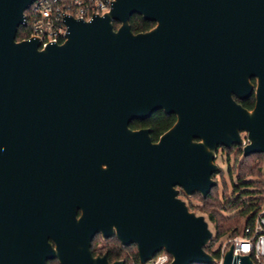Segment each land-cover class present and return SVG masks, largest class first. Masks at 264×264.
I'll return each mask as SVG.
<instances>
[{
    "label": "water",
    "instance_id": "95a60500",
    "mask_svg": "<svg viewBox=\"0 0 264 264\" xmlns=\"http://www.w3.org/2000/svg\"><path fill=\"white\" fill-rule=\"evenodd\" d=\"M33 1L0 0V264H125L93 254L98 234L135 245L138 264L161 250L217 263L177 195L206 198L240 131L243 156L264 155V0H112L44 45L16 40ZM133 14L154 25L132 31ZM253 77L247 110L233 95ZM156 110L177 120L152 142L129 125ZM221 264L254 262L229 245Z\"/></svg>",
    "mask_w": 264,
    "mask_h": 264
},
{
    "label": "trees",
    "instance_id": "16d2710c",
    "mask_svg": "<svg viewBox=\"0 0 264 264\" xmlns=\"http://www.w3.org/2000/svg\"><path fill=\"white\" fill-rule=\"evenodd\" d=\"M26 14V12L24 13ZM27 15V14H26ZM130 28L134 32L148 31L154 25L152 21L144 20L140 15L133 14L130 18ZM118 26V22L114 23V28ZM16 40H21L28 38L30 31L28 25H21L16 30ZM171 123L170 117L168 118L161 111H154L152 115L145 120H134L130 123L131 128H136L138 126H147L151 132L152 139H156L157 136L166 128L169 127ZM257 160V161H256ZM264 165V155L262 153H255L249 156H245L242 162L233 170L236 173L237 181L233 183L232 189L230 191L229 198L225 199L224 202H220L217 197L218 192L216 186L212 187L207 193L206 198H202L199 194H193L192 196H198L201 202L200 206H195L199 208L201 215L207 217L213 222L215 234L204 246L205 250L210 252L216 259L219 258V251L214 250L215 243L223 238L224 236L230 237L241 233V227L239 229L240 221L247 216L249 220L255 215L256 211H252L255 202L260 198V193L264 189V173L262 172V167ZM228 172L231 174L232 169L228 167ZM247 176L256 178L253 181H247ZM253 187L254 190L248 189V187ZM223 197L227 191L224 187ZM188 209L195 210L192 204L188 203ZM100 235L95 236L92 241L91 247L93 248L94 243ZM110 244V260L115 259H125V264L131 257L134 264H138L137 249L135 245L120 249L118 241L113 238L109 239ZM47 264H58L57 260H49ZM197 264V263H192ZM217 264V263H214Z\"/></svg>",
    "mask_w": 264,
    "mask_h": 264
},
{
    "label": "built area",
    "instance_id": "2783aa9c",
    "mask_svg": "<svg viewBox=\"0 0 264 264\" xmlns=\"http://www.w3.org/2000/svg\"><path fill=\"white\" fill-rule=\"evenodd\" d=\"M111 3L112 0H34L25 10L29 37H38L41 45L52 41L60 43L67 31L64 22L66 16L90 20L94 15L109 10ZM252 211H256L252 219L249 220L250 216H247L242 220L240 234L224 236L222 241L215 243L214 250L219 251L217 264H221L229 245L233 246L234 255L249 254L254 264H264V189ZM171 259L168 252L161 250L145 264H169Z\"/></svg>",
    "mask_w": 264,
    "mask_h": 264
},
{
    "label": "flooded vegetation",
    "instance_id": "af4514ba",
    "mask_svg": "<svg viewBox=\"0 0 264 264\" xmlns=\"http://www.w3.org/2000/svg\"><path fill=\"white\" fill-rule=\"evenodd\" d=\"M250 83L253 85V90H252V94L248 97V98H244V99H240V98H236V96L235 95H233V99L236 101V102H238V103H240L244 108H246L247 110H252V108L254 107V103H255V86H256V77H253V78H251L250 79ZM156 111H161V112H163L162 110H156ZM164 113V115H166L168 118L170 117V119H171V123H170V125H169V127L168 128H166V130H164V131H162L158 136H157V138L154 140V139H152V137H151V140H152V142L153 141H157L161 136H162V134L163 133H165L166 131H168L169 130V128L176 122V120H177V116H176V114H174V113H171V114H169V115H167L165 112H163ZM145 120V119H144ZM130 127V126H129ZM131 128V127H130ZM138 128H148V129H150L149 127H147V126H138V127H136V128H131V129H133V130H136V129H138ZM151 132H152V130L150 129V136H151ZM239 135H240V138L243 140V143L242 144H235V143H232V145H231V147H229V146H226V145H221V146H219L218 148H217V150H216V153H215V158H214V163L218 166V164L216 163V161L219 159V160H221L222 159V157L224 156L225 157V154L223 153V152H225L226 153V160H227V158H228V155L229 154H231V153H233V152H238V150H240L241 151V155L243 156V146H244V144L247 142V132L246 131H240L239 132ZM221 153H223V155L221 154ZM244 157V156H243ZM216 160V161H215ZM218 162V161H217ZM219 172H221V169H220V167L218 166V170L216 171V172H214L213 174H212V176H211V178H213V180H215L216 182H217V179H216V175H218V173ZM219 176V175H218ZM175 188L176 189H181L178 185H176L175 186ZM178 197H180L181 199H183L184 200V202L186 203V205H187V207H188V201L186 200V199H188L189 197H191V196H189V197H187V196H185L182 192H179V194L177 195ZM98 235H100V234H98ZM100 238H101V242H102V244H101V247L99 248V250H95L94 248H92L91 247V250H93V254L94 255H103V254H107V258H108V260H109V262H112V261H115V260H121V259H115V260H110V258H109V253H110V251H111V249H110V242H109V239H113V238H115L116 240H117V238L114 236V237H109V238H105V239H103L102 237H101V235H100ZM93 241V240H92ZM118 241V240H117ZM118 243H119V247H120V249L122 250V249H124V248H128V247H131V246H133V244H131V245H128V246H123V245H121L120 244V242L118 241ZM91 245H92V243H91ZM124 258H122V260H123ZM125 260V259H124Z\"/></svg>",
    "mask_w": 264,
    "mask_h": 264
},
{
    "label": "rangeland",
    "instance_id": "374dc122",
    "mask_svg": "<svg viewBox=\"0 0 264 264\" xmlns=\"http://www.w3.org/2000/svg\"><path fill=\"white\" fill-rule=\"evenodd\" d=\"M225 154V157L223 156L221 160H215L216 163L218 164V166L220 167L221 169V172L218 173V175H216V179H217V186H216V189H217V192H218V195L217 197L219 198V201L221 202H224L225 199L229 198V194H230V191L232 189V185L233 183H236L237 181V178H236V173L233 171L235 170V168L239 165L240 162H242V159H243V156L241 155V151L238 150V152H233L231 154L228 155V158L226 160V153L223 152ZM223 153H221L223 155ZM257 161V160H256ZM228 167H230L232 169V172L231 174L228 172ZM262 172L264 173V165L262 167ZM247 181H253V180H256V178H253V177H250V176H247ZM264 179V178H262ZM227 190L225 191V197L222 198V194H223V189ZM248 189H250L251 191L254 190L253 187H248ZM188 201V203L190 202L193 206V208L195 210H193L195 213L197 214H201L200 213V210L199 208L195 207V206H200L201 205V202L199 201V197L198 196H191L189 197L188 199H186ZM205 220H207V223H208V228L212 231L213 234H215V229H214V225H213V222L210 221L207 217H205ZM241 224L242 222L240 221V225H239V229L241 227ZM224 239L221 238L219 239V241H222ZM101 238H97L95 243H94V246L93 248L95 250H99V248L101 247ZM126 264H133V260L132 258L130 257L129 260L126 262Z\"/></svg>",
    "mask_w": 264,
    "mask_h": 264
}]
</instances>
